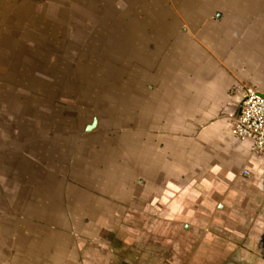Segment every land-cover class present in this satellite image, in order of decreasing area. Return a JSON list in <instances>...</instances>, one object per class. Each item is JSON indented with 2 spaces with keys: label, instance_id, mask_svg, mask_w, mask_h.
Instances as JSON below:
<instances>
[{
  "label": "crops",
  "instance_id": "0c3cea01",
  "mask_svg": "<svg viewBox=\"0 0 264 264\" xmlns=\"http://www.w3.org/2000/svg\"><path fill=\"white\" fill-rule=\"evenodd\" d=\"M42 2L0 0V264H264V154L228 117L237 83L264 93V0L183 37L118 122L14 75L15 22Z\"/></svg>",
  "mask_w": 264,
  "mask_h": 264
},
{
  "label": "rangeland",
  "instance_id": "374dc122",
  "mask_svg": "<svg viewBox=\"0 0 264 264\" xmlns=\"http://www.w3.org/2000/svg\"><path fill=\"white\" fill-rule=\"evenodd\" d=\"M250 1L44 0L15 22L10 45L18 61L11 70L15 76L26 75L32 86L79 96L57 101L63 103L64 115L78 107L86 115L112 109L110 117L118 122L126 119L124 107L134 102L136 82L142 78L145 88L160 75L157 70L183 55V37L204 44L209 33L223 26L219 15L231 24L230 15L251 10L255 3ZM18 83L14 85L21 93ZM46 104L53 106L52 101Z\"/></svg>",
  "mask_w": 264,
  "mask_h": 264
},
{
  "label": "built area",
  "instance_id": "2783aa9c",
  "mask_svg": "<svg viewBox=\"0 0 264 264\" xmlns=\"http://www.w3.org/2000/svg\"><path fill=\"white\" fill-rule=\"evenodd\" d=\"M235 91L239 94L237 113H229L232 120L230 134L234 138L252 143L254 154H264V96L257 88L237 83Z\"/></svg>",
  "mask_w": 264,
  "mask_h": 264
},
{
  "label": "water",
  "instance_id": "95a60500",
  "mask_svg": "<svg viewBox=\"0 0 264 264\" xmlns=\"http://www.w3.org/2000/svg\"><path fill=\"white\" fill-rule=\"evenodd\" d=\"M33 1H36V2H41V1H43V0H33ZM263 96H264V93H263Z\"/></svg>",
  "mask_w": 264,
  "mask_h": 264
}]
</instances>
